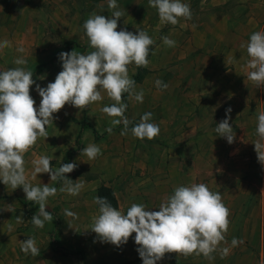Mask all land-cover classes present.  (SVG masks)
I'll use <instances>...</instances> for the list:
<instances>
[{
	"label": "rangeland",
	"instance_id": "1",
	"mask_svg": "<svg viewBox=\"0 0 264 264\" xmlns=\"http://www.w3.org/2000/svg\"><path fill=\"white\" fill-rule=\"evenodd\" d=\"M117 4L119 10L124 12L118 20L117 31L125 29L136 34L137 29H142L155 41L148 57L150 64L145 67L140 82L136 84V91L142 89L144 92L143 103L136 102L127 94L125 116L132 121L129 129L140 122L145 112H151L153 116L150 122L159 125L160 134L152 140H140L134 138L130 131L127 135H121V124L115 126L111 134L107 132L95 140L90 129L84 128L80 148L71 157V163H76L77 167L73 172L65 174L73 182L83 181L84 187L79 195L72 196L59 191L63 186L62 181L56 186L57 194L49 197L47 202V210L54 218L51 223L46 222L43 228L32 225L31 218L38 211V205L26 200L22 187H19L24 212L29 219L26 236L35 238L39 244L48 242V248H51L50 236L56 225L58 246L64 252L76 254L75 257H69L53 251L58 260H43L42 264H138L136 261L142 259L137 252L139 246L134 241L135 233L126 244L116 247L101 242L91 231L93 218L99 215V206L93 198L106 197L113 207L124 214L133 203L144 204L149 210H158L167 193L172 194L177 186L199 183L200 179L211 191H219L223 203L230 209V225L225 242L212 253L214 259L219 262L225 260L227 264H235L236 260L254 264V260H259L261 256L264 264V231L261 248L255 232L252 235L248 233L251 239L244 241L248 236L242 230L244 227L239 228L243 220L233 213V209L239 207V201L233 200L234 196L238 194V189L243 191L244 186L235 184L238 179L233 175V168L228 166L226 153H207L208 162L193 157L196 155L197 135L194 130L203 125L197 120V114L213 110L210 105L197 103L202 91L197 87L202 73H196V69H202L199 67L202 64L201 58L195 56L196 51H193L192 56H185L187 38H177V33L167 35L172 28L160 22L157 10L149 6L148 0H117ZM188 4L192 11L190 23L195 29L204 9L196 0ZM107 5L108 0H0V42H9L8 47L0 50V71L24 67L33 72L36 84L46 87L49 82H54L62 70L59 53L75 49L87 54L94 50L75 47L74 44L89 46L83 23L93 13L111 17L113 10L108 9ZM185 33L193 38L196 36L188 30ZM163 36L175 40L176 46L164 47L161 40ZM65 42H71L68 51H65ZM20 48L24 51H18ZM164 50L166 55L163 54ZM17 58L25 59L27 64L16 65L14 61ZM136 69L134 64L129 65L131 78ZM41 76L44 79H39ZM157 79L166 83L167 89H158L155 85ZM250 94V106H244L243 102L236 105V110L242 114L241 118L243 114L250 111L254 114L256 110L255 102L260 93L257 88H252ZM30 95L36 102L34 106L38 108L41 97L35 84L30 88ZM102 95V101L89 105L83 111L65 105L53 114V124L47 127L49 136L46 139L39 138L36 145L25 154V174L28 179H33L30 183L53 187L56 181H52L48 173H38L33 178V161L41 155H53L54 159L50 162L53 169L65 164L66 151L75 149L74 140L81 121L92 126L98 134L111 126L112 118L101 112V108L113 101L107 97L106 92H102ZM242 123L237 122V131ZM183 143L186 144L184 152L170 151V148ZM89 144H96L101 149L102 154L94 160H89L81 153ZM11 193H15L11 187L4 189L3 197H10ZM65 209L76 213L78 218L66 216ZM233 237L243 243L233 247ZM224 248L228 249L227 253L222 252ZM190 256L194 258L195 254ZM186 259L188 256L167 253V260Z\"/></svg>",
	"mask_w": 264,
	"mask_h": 264
},
{
	"label": "clouds",
	"instance_id": "2",
	"mask_svg": "<svg viewBox=\"0 0 264 264\" xmlns=\"http://www.w3.org/2000/svg\"><path fill=\"white\" fill-rule=\"evenodd\" d=\"M150 7L158 12L162 24L177 25L180 19L191 20V6L183 0H148ZM108 9L113 10L111 17L93 13L83 23L84 33L89 47L94 49L82 54L75 49L59 53L62 70L54 82L46 87L36 84L33 72L24 67H15L0 71V182L13 190L22 187L25 198L38 205V211L32 216L31 223L36 228H43L46 222H52V214L47 210L49 197L57 194L58 189L48 184L33 185L25 174V154L37 143L39 138L46 139L47 127L53 124L55 113L65 105L80 111L89 105L103 100L102 92L113 101L101 108L111 119V126L106 131L111 134L115 126L123 125L121 135L129 131L134 138L152 140L160 134L158 124L151 123L153 114L145 112L140 122L129 129L132 121L125 116L127 104L124 94L138 103H143L144 92L136 91V81L129 75V65L144 68L150 64L148 59L155 41L145 30L137 29L136 34L125 29L117 31L118 20L124 12L119 10L117 0H108ZM167 47H175L176 41L167 36L161 37ZM9 46L7 40L0 42V50ZM248 57L247 78L256 86H264V31L250 35L246 44ZM18 51L23 52L20 48ZM154 54V53H152ZM16 65H26L27 61L17 58ZM44 79V76L39 77ZM36 85L41 97L39 107L30 95V88ZM155 85L160 90L168 85L157 79ZM231 108L225 110L223 119L215 128L218 136L225 137L229 144L234 142L235 132L229 124ZM256 135L253 142L258 161L264 165V112L257 116ZM82 154L89 160L101 155L96 144L83 148ZM53 155H41L33 161V178L38 173H48L52 181H62L60 192L76 196L82 191L84 182H73L65 174L73 172L77 164L65 163L53 169ZM99 208V215L93 218L91 231L101 242L120 247L127 243L133 233L139 247L137 252L143 264H157L166 253H176L185 257L203 255L212 260L222 242H225L230 225V209L223 203L219 191L213 192L205 183L177 186L166 197L158 210H149L144 204L133 203L126 214L113 207L106 197H94ZM17 216L18 223L24 220ZM65 215L78 218L77 214L65 209ZM70 227V226H69ZM12 231V225H8ZM243 241L233 237V247ZM228 249H222L227 253ZM21 252L33 257L40 255L35 238L28 237L21 241Z\"/></svg>",
	"mask_w": 264,
	"mask_h": 264
},
{
	"label": "crops",
	"instance_id": "3",
	"mask_svg": "<svg viewBox=\"0 0 264 264\" xmlns=\"http://www.w3.org/2000/svg\"><path fill=\"white\" fill-rule=\"evenodd\" d=\"M194 0H183L188 3ZM202 5L203 12L192 28L190 20L180 19L177 25H171L172 29L167 32L177 33L182 40L186 39L185 56L193 55L196 51L197 57L201 58V82L197 87L201 88V96H198L197 103L212 106V112H200L197 120L202 126H197L195 139V157L199 161H210L207 153H226V161L230 168H233L235 184L243 185V191L238 189L233 200L239 201V207L233 209L235 217L243 220L239 225L246 236L255 232L260 248L263 244L264 231V165L258 159L254 150V144L258 137L256 135L257 116L264 112V86L258 87L247 78L250 69L247 68V61L250 59L246 44L250 35L256 31H264V0H196ZM178 27V28H175ZM194 32L195 38L186 35L185 31ZM175 31V32H173ZM191 34V33H190ZM166 45H164L165 47ZM166 55V50L163 52ZM197 66V65H196ZM257 88L260 93L256 100V110L243 114L236 110V105L243 102L244 106H250V90ZM231 108L229 124L235 132L234 142L229 144L225 137L218 136L215 132L217 125L225 119V110ZM243 121L242 127L235 129L237 122ZM207 123V124H204ZM189 132V131H188ZM186 144H179L170 148V151L184 152ZM199 154V155H198ZM192 161V158H191ZM180 169V168H179ZM241 179L243 182H241ZM33 179L30 178L29 181ZM199 183H203L199 179ZM248 186V188L246 187ZM246 187V188H245ZM4 189L10 186L0 184V264H42L43 260H58L57 254L45 244L37 243L40 255L33 257L21 252V241L26 240L27 224L29 219L25 215L22 204V193L19 187L10 197H3ZM12 189V188H11ZM13 190V189H12ZM171 194L167 193V196ZM243 202V203H240ZM238 205V204H237ZM24 220L18 223L17 216ZM12 225V231L8 225ZM13 233V236L6 234ZM250 236L244 241H249ZM245 260H236L235 264H244ZM142 264V260L136 261ZM254 260V264H262ZM157 264H227L225 260H209L203 255L188 256L186 260H167V253L164 258L157 261Z\"/></svg>",
	"mask_w": 264,
	"mask_h": 264
},
{
	"label": "trees",
	"instance_id": "4",
	"mask_svg": "<svg viewBox=\"0 0 264 264\" xmlns=\"http://www.w3.org/2000/svg\"><path fill=\"white\" fill-rule=\"evenodd\" d=\"M71 44V42H65L64 44V48H65V51H68L69 49V45ZM75 47H80V48H90L89 46H78L76 44H74ZM59 56V54H58ZM145 72V67L144 68H137L134 75L132 76V78L136 81V84L140 82L141 78H142V75L143 73ZM127 94H124V97H123V102L127 104ZM84 128H89L94 139H98L100 138L102 135H105L107 133V131H104L103 133L101 134H98L96 132V130L94 128H92V126L86 124L85 121H81L79 123V130L75 136V140H74V145H75V149L74 150H67L66 153H65V163H71V157H72V154L78 150L80 148V138H81V132ZM61 181H56L53 185V187H56ZM56 219V218H55ZM57 221V219H56ZM49 245L51 246V248L53 249V251H55L56 253H59L61 254L62 256H69V257H75L76 254L75 253H67V252H64L59 246H58V243H57V236H56V225H54L53 227V233L52 235L50 236V241H49Z\"/></svg>",
	"mask_w": 264,
	"mask_h": 264
}]
</instances>
